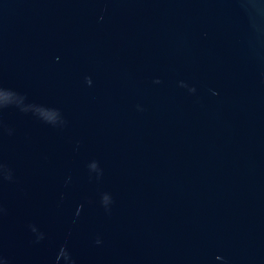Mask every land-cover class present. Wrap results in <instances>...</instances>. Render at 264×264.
I'll return each mask as SVG.
<instances>
[{"label":"water","instance_id":"obj_1","mask_svg":"<svg viewBox=\"0 0 264 264\" xmlns=\"http://www.w3.org/2000/svg\"><path fill=\"white\" fill-rule=\"evenodd\" d=\"M0 264H264V0H0Z\"/></svg>","mask_w":264,"mask_h":264}]
</instances>
